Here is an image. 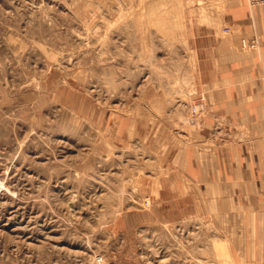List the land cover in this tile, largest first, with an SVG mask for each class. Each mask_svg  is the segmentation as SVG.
<instances>
[{
	"label": "rangeland",
	"instance_id": "1",
	"mask_svg": "<svg viewBox=\"0 0 264 264\" xmlns=\"http://www.w3.org/2000/svg\"><path fill=\"white\" fill-rule=\"evenodd\" d=\"M220 28L204 0H0V264H248L172 163Z\"/></svg>",
	"mask_w": 264,
	"mask_h": 264
},
{
	"label": "crops",
	"instance_id": "2",
	"mask_svg": "<svg viewBox=\"0 0 264 264\" xmlns=\"http://www.w3.org/2000/svg\"><path fill=\"white\" fill-rule=\"evenodd\" d=\"M204 1L221 26L215 65L200 88L202 112L184 128L172 163L200 213L214 217L248 264H264V5ZM252 37L258 47L244 48L241 39Z\"/></svg>",
	"mask_w": 264,
	"mask_h": 264
},
{
	"label": "built area",
	"instance_id": "3",
	"mask_svg": "<svg viewBox=\"0 0 264 264\" xmlns=\"http://www.w3.org/2000/svg\"><path fill=\"white\" fill-rule=\"evenodd\" d=\"M249 1V4L251 5H261V4H264V0H248ZM257 40V39H256ZM255 39H252V40H247L246 38L245 39H242V45L243 47H250V48H255L256 47V42ZM198 115H199V108H198V105H191V108L189 109V112H188V120L192 123H195L198 119Z\"/></svg>",
	"mask_w": 264,
	"mask_h": 264
},
{
	"label": "bare ground",
	"instance_id": "4",
	"mask_svg": "<svg viewBox=\"0 0 264 264\" xmlns=\"http://www.w3.org/2000/svg\"><path fill=\"white\" fill-rule=\"evenodd\" d=\"M209 21V20H208Z\"/></svg>",
	"mask_w": 264,
	"mask_h": 264
}]
</instances>
